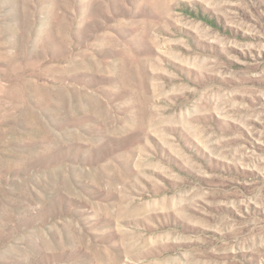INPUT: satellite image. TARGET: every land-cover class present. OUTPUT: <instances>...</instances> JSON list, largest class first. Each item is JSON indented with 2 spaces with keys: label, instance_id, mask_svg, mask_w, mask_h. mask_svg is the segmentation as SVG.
Returning a JSON list of instances; mask_svg holds the SVG:
<instances>
[{
  "label": "rangeland",
  "instance_id": "rangeland-1",
  "mask_svg": "<svg viewBox=\"0 0 264 264\" xmlns=\"http://www.w3.org/2000/svg\"><path fill=\"white\" fill-rule=\"evenodd\" d=\"M0 264H264V0H0Z\"/></svg>",
  "mask_w": 264,
  "mask_h": 264
}]
</instances>
